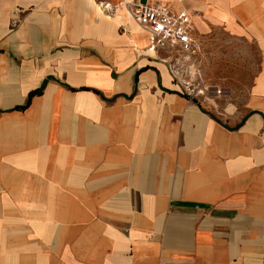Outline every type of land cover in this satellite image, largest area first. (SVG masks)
<instances>
[{
	"label": "crops",
	"instance_id": "0c3cea01",
	"mask_svg": "<svg viewBox=\"0 0 264 264\" xmlns=\"http://www.w3.org/2000/svg\"><path fill=\"white\" fill-rule=\"evenodd\" d=\"M98 1L0 0V264H264V0H104L253 43L224 117Z\"/></svg>",
	"mask_w": 264,
	"mask_h": 264
},
{
	"label": "built area",
	"instance_id": "2783aa9c",
	"mask_svg": "<svg viewBox=\"0 0 264 264\" xmlns=\"http://www.w3.org/2000/svg\"><path fill=\"white\" fill-rule=\"evenodd\" d=\"M98 4L105 15L115 10V6L104 0ZM122 5L147 35V56L167 66L184 95L195 100L198 96L206 98L220 94L215 88L205 85L203 80L199 65L203 48L201 42L193 37L194 15L191 12L174 11L158 2L140 4L124 1Z\"/></svg>",
	"mask_w": 264,
	"mask_h": 264
},
{
	"label": "rangeland",
	"instance_id": "374dc122",
	"mask_svg": "<svg viewBox=\"0 0 264 264\" xmlns=\"http://www.w3.org/2000/svg\"><path fill=\"white\" fill-rule=\"evenodd\" d=\"M197 38L203 48L199 65L205 85L220 94L198 96L195 100L209 103L220 117L232 115L242 105L245 91L257 72V48L251 42L230 38L222 28L206 35L197 34Z\"/></svg>",
	"mask_w": 264,
	"mask_h": 264
},
{
	"label": "bare ground",
	"instance_id": "6f19581e",
	"mask_svg": "<svg viewBox=\"0 0 264 264\" xmlns=\"http://www.w3.org/2000/svg\"><path fill=\"white\" fill-rule=\"evenodd\" d=\"M124 1L118 3L117 5H115V10L113 11L112 14L110 15H107L108 17H112L114 14L118 13L119 11L123 13L124 17L130 21V22H133L135 23L128 15V12L127 10L124 8V6L122 5ZM98 9L101 11V8L99 7V4H98ZM102 12V11H101Z\"/></svg>",
	"mask_w": 264,
	"mask_h": 264
},
{
	"label": "trees",
	"instance_id": "16d2710c",
	"mask_svg": "<svg viewBox=\"0 0 264 264\" xmlns=\"http://www.w3.org/2000/svg\"><path fill=\"white\" fill-rule=\"evenodd\" d=\"M40 92H41L40 89H39V90H35V91H33V92H30L26 104H25L24 106L18 108V109H23V108H25V107L28 105V103H29L31 97L34 96V95L39 94Z\"/></svg>",
	"mask_w": 264,
	"mask_h": 264
}]
</instances>
